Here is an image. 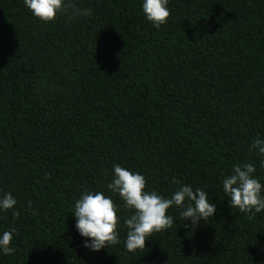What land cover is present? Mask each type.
<instances>
[{
	"label": "trees",
	"instance_id": "1",
	"mask_svg": "<svg viewBox=\"0 0 264 264\" xmlns=\"http://www.w3.org/2000/svg\"><path fill=\"white\" fill-rule=\"evenodd\" d=\"M76 2L91 15L43 23L0 0V194L20 212H0L16 249L0 264H264V212L232 208L221 183L249 162L264 183L249 150L264 138V0H169L158 30L142 0ZM114 164L165 196L173 177L201 188L217 211L193 230L169 209L172 227L137 253L121 220V243L91 252L74 204L103 191L127 216Z\"/></svg>",
	"mask_w": 264,
	"mask_h": 264
},
{
	"label": "clouds",
	"instance_id": "2",
	"mask_svg": "<svg viewBox=\"0 0 264 264\" xmlns=\"http://www.w3.org/2000/svg\"><path fill=\"white\" fill-rule=\"evenodd\" d=\"M23 3L43 23L53 22L59 15L65 16L69 21L91 15V10L81 7L76 0H23ZM168 5L169 0H142V13L153 28L158 30L167 23L170 16ZM249 150L260 157V162L264 165V138L258 136L250 144ZM256 173L255 164L237 163L232 165L231 173L221 179L223 192L229 198L230 206L252 216L264 212V183ZM172 183L178 187L165 196L157 190L148 189L146 179L140 172L114 164L107 189L119 196L123 208L129 214L118 215L120 206L103 191L83 188L72 212L76 230L84 238L83 247L91 252H99L120 244L121 232L118 225L122 220V226L126 229L124 248L129 253H137L138 250L145 249L146 240L154 233L172 227L174 217L169 214V209H179L180 218L190 222L193 230L201 221L214 216L217 206L210 202L208 192L201 188L194 189L191 184L175 177ZM17 203L11 192L0 194V212L11 210L14 217H19L20 212L15 210ZM27 207L31 208V202ZM188 226L185 223V227ZM14 236V229L0 233V255L15 253V247L10 246Z\"/></svg>",
	"mask_w": 264,
	"mask_h": 264
}]
</instances>
